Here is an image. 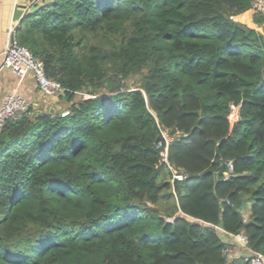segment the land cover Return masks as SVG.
<instances>
[{
    "label": "trees",
    "instance_id": "16d2710c",
    "mask_svg": "<svg viewBox=\"0 0 264 264\" xmlns=\"http://www.w3.org/2000/svg\"><path fill=\"white\" fill-rule=\"evenodd\" d=\"M250 4L51 0L24 18L17 43L68 105L0 131V264H246L216 228L264 256V33L231 19ZM161 131L180 134L182 182Z\"/></svg>",
    "mask_w": 264,
    "mask_h": 264
},
{
    "label": "built area",
    "instance_id": "2783aa9c",
    "mask_svg": "<svg viewBox=\"0 0 264 264\" xmlns=\"http://www.w3.org/2000/svg\"><path fill=\"white\" fill-rule=\"evenodd\" d=\"M250 5V12L252 15H254L255 13H264V0H251ZM11 38H14L12 44H10ZM10 39L1 53L2 63L0 66V70H9L19 78H24L28 73L32 74L41 93L45 97L54 98L62 96L65 93V90L57 81L46 77L42 63L38 59L34 58L26 47L17 43L15 39V31L13 30L11 31ZM238 108L239 107L231 108V113L234 109L236 111V119ZM28 109L29 104L21 95L16 93L8 95L0 105V131L7 121H16L24 115H27ZM66 114L67 113L64 112L62 113V116H65ZM161 137L162 140L157 146V148L160 149L159 164L165 165L168 171L170 172L171 184L175 182H182L185 178V174L181 170L174 168L168 163L169 144L174 139L179 138L180 134L178 132L169 134L166 131H161ZM222 166L224 167V170L221 172L223 181H227L235 177V175L233 174L232 162H224ZM216 229L218 233H221L224 237H233L237 241V243L243 250L241 257L244 259V262L246 264H264V256L260 253H255L249 250L247 246V240L244 236L227 235L221 229Z\"/></svg>",
    "mask_w": 264,
    "mask_h": 264
},
{
    "label": "crops",
    "instance_id": "0c3cea01",
    "mask_svg": "<svg viewBox=\"0 0 264 264\" xmlns=\"http://www.w3.org/2000/svg\"><path fill=\"white\" fill-rule=\"evenodd\" d=\"M51 0H0V66L2 63L1 53L9 42L11 31L19 27L24 18L38 8L42 3H49ZM252 16L251 12L244 15ZM251 23V22H250ZM254 25V24H253ZM255 28V26H254ZM256 29V28H255ZM21 95L29 104L27 115H38L41 113H54L63 111L65 103L61 97H45L32 74H27L24 78H19L9 70H0V105L2 101L11 94ZM250 205H248L249 207ZM244 221L248 219L249 209L241 211ZM226 244L229 246V256L233 258L241 257L237 255L239 244L233 237H227ZM237 246V247H236Z\"/></svg>",
    "mask_w": 264,
    "mask_h": 264
},
{
    "label": "rangeland",
    "instance_id": "374dc122",
    "mask_svg": "<svg viewBox=\"0 0 264 264\" xmlns=\"http://www.w3.org/2000/svg\"><path fill=\"white\" fill-rule=\"evenodd\" d=\"M252 17H253V15H252L251 18H250V15L247 14V15H244V16H242V15H238V16H236V17H232L231 19H232L234 22H237L238 24L243 25V26H245V27H248V28H250V29H255V28H256V29H255L256 31H258L259 33H262V34H263V33H264V28H262V27H256V25H253ZM250 22H251V23H250ZM254 26H255V28H254ZM138 83H139V79H138V77H134V78H132V79L126 81V82H125V85H126L128 88H134ZM67 105H68V104H67ZM67 105L65 104V108H64V109H66ZM64 109H63V111H64ZM61 112H62V111H61ZM235 114H236V111H235V109H234V110H232L231 115H229V119H230L231 126L234 125V123L236 122V116H235ZM168 193H169V192H167L166 190H164V191L162 192L161 199H160V201H159V203H158V205H157V208H158L162 213L164 212V208H166V207H171L172 204H173L172 199H171L170 197L167 196ZM218 235H219V237H220V239H221L222 241H224V242L227 241V242L229 243L230 240H227L226 237H224L221 233H219ZM225 243H226V242H225ZM227 245H231V247H232L233 244H227ZM236 247H237V246H236ZM237 250H238L237 255L240 256V255L242 254L243 250H242V248H241L240 246L237 247ZM232 258H233V255L230 257V259H232Z\"/></svg>",
    "mask_w": 264,
    "mask_h": 264
},
{
    "label": "water",
    "instance_id": "95a60500",
    "mask_svg": "<svg viewBox=\"0 0 264 264\" xmlns=\"http://www.w3.org/2000/svg\"><path fill=\"white\" fill-rule=\"evenodd\" d=\"M22 22H23V21H22ZM22 22L20 23L19 27L21 26ZM19 27H17V29H18ZM17 29H15V32H16ZM13 41H14V38H11V39H10V44H12Z\"/></svg>",
    "mask_w": 264,
    "mask_h": 264
}]
</instances>
